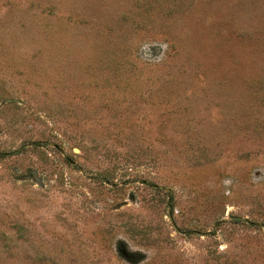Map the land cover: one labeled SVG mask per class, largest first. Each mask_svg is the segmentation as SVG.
<instances>
[{"label": "rangeland", "instance_id": "obj_1", "mask_svg": "<svg viewBox=\"0 0 264 264\" xmlns=\"http://www.w3.org/2000/svg\"><path fill=\"white\" fill-rule=\"evenodd\" d=\"M0 264H264V0H0Z\"/></svg>", "mask_w": 264, "mask_h": 264}, {"label": "water", "instance_id": "obj_2", "mask_svg": "<svg viewBox=\"0 0 264 264\" xmlns=\"http://www.w3.org/2000/svg\"><path fill=\"white\" fill-rule=\"evenodd\" d=\"M17 152H18V151H16V152H15V153H13V154H16ZM170 219H171V218H170ZM170 221H171L172 225H174V224H173V222H172V220H170Z\"/></svg>", "mask_w": 264, "mask_h": 264}]
</instances>
